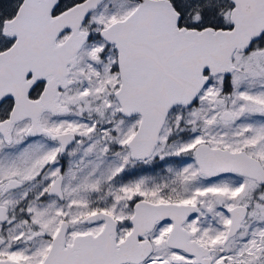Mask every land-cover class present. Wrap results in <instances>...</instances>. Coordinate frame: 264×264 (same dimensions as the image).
Returning a JSON list of instances; mask_svg holds the SVG:
<instances>
[{"label": "snow or ice", "instance_id": "snow-or-ice-1", "mask_svg": "<svg viewBox=\"0 0 264 264\" xmlns=\"http://www.w3.org/2000/svg\"><path fill=\"white\" fill-rule=\"evenodd\" d=\"M0 264H264V0H0Z\"/></svg>", "mask_w": 264, "mask_h": 264}]
</instances>
